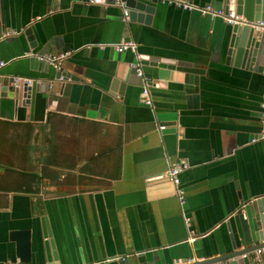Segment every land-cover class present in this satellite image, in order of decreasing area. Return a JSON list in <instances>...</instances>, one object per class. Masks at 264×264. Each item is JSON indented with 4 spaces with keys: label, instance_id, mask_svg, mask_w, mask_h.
<instances>
[{
    "label": "crops",
    "instance_id": "crops-1",
    "mask_svg": "<svg viewBox=\"0 0 264 264\" xmlns=\"http://www.w3.org/2000/svg\"><path fill=\"white\" fill-rule=\"evenodd\" d=\"M153 1L143 20L124 22L119 2L0 0V77L31 80L29 104L0 98V264H119L138 252L196 263L243 249L237 214L264 197V68L228 62L222 19ZM253 2L243 0L250 23ZM125 42L137 57L115 51ZM66 52L59 79L47 61L30 64ZM153 58L203 70L197 91ZM132 65L155 83L151 106ZM181 160L183 206L163 178ZM27 229L21 262L9 235Z\"/></svg>",
    "mask_w": 264,
    "mask_h": 264
},
{
    "label": "water",
    "instance_id": "water-1",
    "mask_svg": "<svg viewBox=\"0 0 264 264\" xmlns=\"http://www.w3.org/2000/svg\"><path fill=\"white\" fill-rule=\"evenodd\" d=\"M102 1V0H99ZM149 1V0H148ZM153 1V0H151ZM156 1V0H154ZM153 1V2H154ZM160 2L162 0H159ZM105 4L113 6L119 2L122 11V21L134 22L144 19L139 11H151V7L145 3V0H104ZM101 3V2H100ZM253 18L251 23L264 22V0H254L253 2ZM226 11L234 15L242 16L244 14L243 0H228ZM126 12V15H123ZM147 18V17H146ZM145 18V19H146ZM148 19V18H147ZM250 23V22H248ZM30 29L26 33H30ZM234 57L236 65L249 66L252 65L254 71L260 72L264 68V33H257L248 24L246 25H232L230 32V45L228 49V62ZM150 61L156 63L159 67L168 66L169 69L185 74V84L189 87L195 86L197 91V84L199 76L203 74V70L194 68L190 63L180 61H165L158 58H153ZM241 63V64H239ZM30 64L35 68L40 65L42 69L48 66L46 61H39L36 57L30 58ZM51 66V65H50ZM53 67V66H51ZM54 68V67H53ZM55 69V68H54ZM56 70V69H55ZM55 79L61 77V69H58ZM46 87L47 83H43L42 87ZM122 87V86H121ZM31 88L22 83H14V77L1 78L0 77V98H9L14 103L29 104ZM263 135L264 136V121H263ZM184 189V188H183ZM235 225L239 232L243 249L234 251L228 256H222L211 260H205L201 263L207 264L216 261L231 260L228 264H252L248 254L254 253L257 249L264 247V197L255 199L248 206V213L239 212L237 214ZM41 231L44 238H46L52 251L54 244L51 236V231L47 217L40 219ZM10 240L16 244L17 257L21 262H29L30 260V238L31 229L24 231H13L10 233ZM234 242V241H233ZM47 245V241H45ZM235 249L237 248L234 244ZM48 250V248L46 247ZM52 257L56 261V254L53 252ZM174 261L172 262V264ZM55 264H58L55 262ZM119 264H162L155 255H146L144 252H138L119 260Z\"/></svg>",
    "mask_w": 264,
    "mask_h": 264
},
{
    "label": "built area",
    "instance_id": "built-area-1",
    "mask_svg": "<svg viewBox=\"0 0 264 264\" xmlns=\"http://www.w3.org/2000/svg\"><path fill=\"white\" fill-rule=\"evenodd\" d=\"M163 2L173 5L175 7L181 8L183 10H195L198 11L201 15L208 16L210 18H220L222 19L227 25H246L248 24L251 28L254 29L257 33H264V22H256V23H248L245 21L241 16H237L232 14L229 11H226L224 9H217L211 5H205L203 7H197L189 2L183 1V0H163ZM123 15H126V12H124ZM114 49L118 53H125L130 52L137 57V45L133 42H125L121 44L114 45ZM70 53H60L56 56H48L44 57L43 59L47 61L51 66H53L55 69H60L62 66L63 61L68 58ZM3 66V63H0V67ZM136 76L141 80L142 86H141V94L144 97V103L147 106L152 105V99H151V90L154 88L155 83L153 79L146 76L139 65H132ZM24 83L29 84L31 80L26 78H14V83ZM164 126L159 127V131L164 130ZM188 165L187 162L184 160L179 161L178 163L174 164L172 167L169 168L168 171H166L163 175L164 179L169 180L173 186L175 191V196L179 202L180 205L185 204V191L183 187H181L179 175L182 171L187 169ZM187 225L189 224V220H186ZM254 255L256 256H262L264 255V247L257 249L254 252ZM204 261V259H201L200 261H196V263H201ZM105 264V263H104ZM173 264H195V261L188 259L186 261L180 262H174ZM207 264H228V263H218V262H212Z\"/></svg>",
    "mask_w": 264,
    "mask_h": 264
}]
</instances>
